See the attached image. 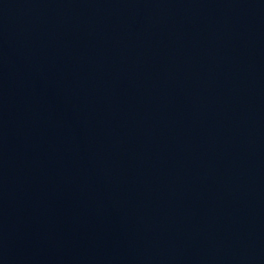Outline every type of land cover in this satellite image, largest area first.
Segmentation results:
<instances>
[{"label": "water", "instance_id": "water-1", "mask_svg": "<svg viewBox=\"0 0 264 264\" xmlns=\"http://www.w3.org/2000/svg\"><path fill=\"white\" fill-rule=\"evenodd\" d=\"M0 264H264V32L0 0Z\"/></svg>", "mask_w": 264, "mask_h": 264}]
</instances>
